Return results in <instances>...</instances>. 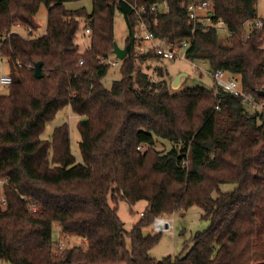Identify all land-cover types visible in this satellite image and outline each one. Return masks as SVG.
<instances>
[{
  "label": "trees",
  "instance_id": "trees-1",
  "mask_svg": "<svg viewBox=\"0 0 264 264\" xmlns=\"http://www.w3.org/2000/svg\"><path fill=\"white\" fill-rule=\"evenodd\" d=\"M79 1L0 0V55L13 79L6 94L0 90V176L9 179L7 205L0 203V264H264V246L255 248L264 231V114L222 87L173 89L162 66L156 76L136 68L138 60L161 55L136 54L137 17L129 3L163 0H92L91 12L68 7ZM168 1L169 12L144 16L151 32L175 45L187 40L188 58L226 70L263 100L264 26L251 32L246 26L259 16L257 0H212V24L198 23L195 31L190 0ZM42 4L47 27L35 35ZM117 10L129 25V42L122 78L107 87L102 79L113 64L102 59L114 52ZM85 20L91 36L82 51L76 38ZM219 20L231 31L227 39L215 27ZM66 106L82 117L83 161L72 152L67 123L42 137ZM157 138L174 145L159 151ZM226 182L237 187L214 197ZM122 200L148 202L131 232L118 212ZM193 205L204 209L209 229L196 233L187 252L153 258L159 235L148 226ZM55 223L81 242L60 247Z\"/></svg>",
  "mask_w": 264,
  "mask_h": 264
},
{
  "label": "rangeland",
  "instance_id": "rangeland-1",
  "mask_svg": "<svg viewBox=\"0 0 264 264\" xmlns=\"http://www.w3.org/2000/svg\"><path fill=\"white\" fill-rule=\"evenodd\" d=\"M213 2V1H212ZM211 2V3H212ZM70 8H80L86 7L88 11H92L93 2L92 0H82L76 3L68 4ZM213 9V3L211 5ZM257 13L259 17L264 18V0H257ZM48 18V8L46 5L42 4L37 15L36 21L39 27L33 31L35 35H40L45 32L47 27ZM83 21V20H82ZM90 22L85 20L81 24V29L77 34V42L80 44V48L83 51L89 47L90 36L85 32V23ZM248 24V23H247ZM246 24L247 28L248 25ZM14 30L21 32L22 34H28V30L24 26H14ZM220 37L227 39L228 32L223 29H219ZM114 33H115V44L123 49L127 46L129 42V25L125 16L120 12L116 11L114 17ZM142 44L141 46H143ZM112 60L118 61L117 64L110 66L107 74L102 79L103 83L107 87H111L113 82L117 79L122 78V65L123 60L120 59L115 52L111 55ZM196 62V64L194 63ZM162 66L169 72L168 78H171V85L173 89H184L187 87H193L196 85H201L207 88H216L214 84V77L212 75V68L209 63L202 60H192L190 58H168L164 56L155 57L148 59L147 61L138 60L136 62V68L141 67L143 70L150 72V74L157 75L156 68ZM151 67V68H150ZM10 72V64L6 57L0 55V76L8 74ZM181 72H186L187 76L182 77L181 84L179 86H173V80ZM171 74V75H170ZM158 77V76H157ZM9 85H1L0 90L2 93L8 92ZM82 117L76 115L70 106H66L61 109L53 118L46 124L45 130L42 134L44 138H51L53 130L56 126L62 123H67L69 127L70 143L72 152L75 154L78 161H83V156L80 150V131L78 129V123ZM173 143L157 138L155 148L159 151H169L173 147ZM183 144L181 142L176 144V147L180 150ZM237 187L236 183L226 182L220 184L219 190L213 192L214 197H218L220 192L232 191ZM148 202L146 200H140L135 204H131L128 201L122 200L118 205V212L121 219L125 222V227L128 232H131L136 224L141 222L143 215L141 212H147ZM172 215L175 219V233L171 234L169 232L157 233L153 230L152 224L148 226L153 234L159 235V240L152 247L150 254L156 260H162L163 258L171 255L176 257L182 253L187 252L194 245V237L197 232L205 231L209 229L211 223L205 217L204 209L199 205H193L188 209L180 210ZM148 230V229H147ZM53 235L55 243H62L63 248L72 246L73 244H78L81 239L76 236H71L66 234L63 228L55 223L53 226ZM258 240L255 244L257 251L262 252L261 248L264 246V231L262 230L258 235ZM130 243V242H129ZM2 264H12L9 261H3Z\"/></svg>",
  "mask_w": 264,
  "mask_h": 264
},
{
  "label": "built area",
  "instance_id": "built-area-1",
  "mask_svg": "<svg viewBox=\"0 0 264 264\" xmlns=\"http://www.w3.org/2000/svg\"><path fill=\"white\" fill-rule=\"evenodd\" d=\"M212 0H190L187 2V17L189 23L193 25V31L196 30V25L202 23L206 28L212 24L211 16L213 15V9L211 8ZM135 16L137 17L136 31L134 39L138 45L139 51L136 54H140L143 51L150 49L155 50L158 54L168 58H181L186 56V52L190 46V42L187 40L182 41L179 45L172 44L166 39L156 37L150 30L148 21L144 18L148 10L155 13H167L170 10V4L168 0L154 3L149 7L145 4L129 3ZM248 23V24H247ZM246 24L248 25V32H251L253 28H262L264 26V18L256 17L253 20H249ZM215 27L218 30L221 28L231 33L227 25L223 20H219ZM87 33L91 32L90 27L86 29ZM144 44L143 46H141ZM83 61H81L82 63ZM102 62L117 64L118 61H113L111 58L102 59ZM196 64V62H194ZM214 77L215 86L222 87L227 91L239 96L243 101L251 107L252 110H259L264 114V99L259 100L255 98L251 93L245 92L241 83L231 76L226 70L216 69L212 72ZM12 75H1L0 84L10 85L12 82ZM9 182L8 177L0 176V203L5 208L7 205V199L3 191V186ZM32 209H36V206L32 204ZM153 230L157 233L169 232L175 233V219L171 215H159L155 218L152 224ZM62 247V243L59 244Z\"/></svg>",
  "mask_w": 264,
  "mask_h": 264
},
{
  "label": "water",
  "instance_id": "water-1",
  "mask_svg": "<svg viewBox=\"0 0 264 264\" xmlns=\"http://www.w3.org/2000/svg\"><path fill=\"white\" fill-rule=\"evenodd\" d=\"M114 52L116 53V55L119 58H122V59L127 55V49L126 48L121 49L116 44H115V47H114ZM42 65H43L42 61H37V62L34 63L35 73L39 77L42 76ZM183 76H187V73L186 72H181L178 75H176V77L173 80V86H179L180 83H181V78ZM145 233L146 234L149 233V230H146Z\"/></svg>",
  "mask_w": 264,
  "mask_h": 264
},
{
  "label": "crops",
  "instance_id": "crops-1",
  "mask_svg": "<svg viewBox=\"0 0 264 264\" xmlns=\"http://www.w3.org/2000/svg\"><path fill=\"white\" fill-rule=\"evenodd\" d=\"M146 61V60H145ZM8 74H10V72L8 73ZM4 75H7V74H4ZM171 75V74H170ZM181 81H182V78H181ZM181 84V83H180ZM2 85V84H1Z\"/></svg>",
  "mask_w": 264,
  "mask_h": 264
}]
</instances>
